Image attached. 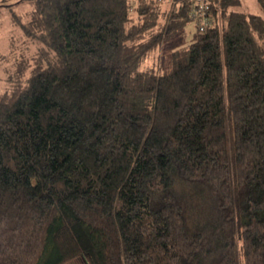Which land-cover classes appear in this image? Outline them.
Returning <instances> with one entry per match:
<instances>
[{"label": "trees", "instance_id": "obj_1", "mask_svg": "<svg viewBox=\"0 0 264 264\" xmlns=\"http://www.w3.org/2000/svg\"><path fill=\"white\" fill-rule=\"evenodd\" d=\"M26 1L0 53V264H264V0H211L162 73L139 67L195 0L151 35L161 0Z\"/></svg>", "mask_w": 264, "mask_h": 264}, {"label": "rangeland", "instance_id": "obj_2", "mask_svg": "<svg viewBox=\"0 0 264 264\" xmlns=\"http://www.w3.org/2000/svg\"><path fill=\"white\" fill-rule=\"evenodd\" d=\"M15 2H18L15 4ZM241 4L236 8L240 11L250 12V13H258L259 5L256 0H240ZM9 4H15L11 8L6 6ZM161 11H160V19L157 26L152 29L149 33L151 35L153 32H157L160 30V26L165 21L164 13L169 8L168 0H161ZM29 7V3L26 0H0V53L5 54L8 51V38L11 35L17 36L18 27L14 23H12L11 17L13 13L23 14L24 10ZM134 17L135 14L133 13ZM196 30L195 21L190 20L184 28L175 34V36L168 37L164 40V42L153 47L152 50L143 58L142 64L139 67V70L145 71H155L156 73H162L168 67L169 57L171 52L176 49L178 46L187 45V43L191 42L193 38L194 31ZM4 69L0 65V75L3 74Z\"/></svg>", "mask_w": 264, "mask_h": 264}, {"label": "built area", "instance_id": "obj_3", "mask_svg": "<svg viewBox=\"0 0 264 264\" xmlns=\"http://www.w3.org/2000/svg\"><path fill=\"white\" fill-rule=\"evenodd\" d=\"M211 0H195L193 8L190 10V15L196 22V25L201 31H204L209 23V18L206 11Z\"/></svg>", "mask_w": 264, "mask_h": 264}]
</instances>
